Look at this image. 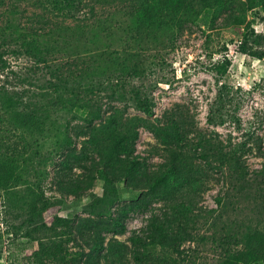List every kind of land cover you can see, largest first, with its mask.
I'll return each mask as SVG.
<instances>
[{
    "label": "rangeland",
    "instance_id": "rangeland-1",
    "mask_svg": "<svg viewBox=\"0 0 264 264\" xmlns=\"http://www.w3.org/2000/svg\"><path fill=\"white\" fill-rule=\"evenodd\" d=\"M229 1L232 6L220 13ZM243 1L99 0L97 9H92L93 0L65 16L36 7L39 0H0V21L11 17L16 23L31 24L33 14L42 13L45 18L80 24L68 32L67 39L56 37L49 45L58 49L56 65L69 76L65 86L82 87L89 104L74 108L82 117L77 121L72 113L50 109L75 143L61 151L62 157L53 146L54 138L45 143L39 173L32 170L33 160L25 156L10 160L0 153V264H92L98 255L102 264H264V177L259 174L264 169V59L241 50L245 35L253 29L264 35V13ZM249 46L253 51L264 49V40ZM226 56L232 65L221 75L220 62ZM6 58L10 77L0 75V85L9 82L8 89L33 96L44 112L59 97L69 98L67 93L44 89L47 80L54 79L45 66L32 67L23 56ZM83 66L87 72L81 74ZM124 66L129 82L118 85L112 99L114 88L105 80ZM135 66L140 75L131 74ZM15 75L24 83H18ZM222 84L228 86L223 89V104L217 102ZM87 87L95 88L94 94L87 96ZM136 89L149 96L153 116L136 108L132 100ZM102 100L104 107L99 110ZM212 109H222L227 121L211 123ZM15 110L19 120L28 118L27 114L32 117L22 108ZM37 115L42 118L43 113ZM85 117L93 119L92 128L88 129ZM46 127L50 134L57 130L52 124ZM122 129L139 132L131 159L141 163L144 176L131 185L116 181L106 192L105 180L97 172L101 163L97 147L113 148L107 139L124 134ZM155 129L165 139L170 137L173 148L184 145V134L192 137L202 132L210 141L207 160L185 159V177L165 181L173 194L164 202L154 201L153 192H140L154 181L168 156V146ZM222 144L238 151L241 171L247 173L234 180L236 185L230 182L228 167H221L215 155ZM75 147L76 152L71 150ZM65 158L66 167L61 169L65 171L58 176L56 162ZM120 163L116 164L119 170ZM36 189L55 202L43 215L34 213ZM98 210L106 215L91 212ZM152 213L164 224L157 233L148 230ZM55 216L73 221V233L59 237L53 230L33 232L42 218L50 224ZM134 237L139 242L137 251L131 241ZM38 238L55 248L57 257L37 254ZM135 253L143 254L140 262Z\"/></svg>",
    "mask_w": 264,
    "mask_h": 264
},
{
    "label": "trees",
    "instance_id": "trees-1",
    "mask_svg": "<svg viewBox=\"0 0 264 264\" xmlns=\"http://www.w3.org/2000/svg\"><path fill=\"white\" fill-rule=\"evenodd\" d=\"M91 1L93 0H46L45 2L39 0V4L36 3L35 6L42 7L52 14H57V12H59L62 15L69 16L80 11L79 9L87 5V2ZM97 1L99 0H94L92 9H97V6L95 5V2ZM133 1L144 3L148 0ZM229 2L230 4H227L226 8L232 6L233 2ZM243 4L250 8L260 7L264 13V0H244ZM226 8H222L220 13L227 12L226 10L229 8ZM33 15L36 16L35 18H38L36 21H39L43 25L42 27L36 24L35 18L32 20L31 24H24L23 22L16 23V21L11 17L7 21H0V75H5L7 78L10 77L8 74H6V72H8L11 67L9 60L6 58L7 56H23L32 62V67L45 66L44 68L48 69L47 72L51 73V75L54 77V79L47 80V85L44 88L45 90L51 91L52 94L54 93L62 95L67 93L70 96L66 100L62 99L63 96L59 97L54 104H50L51 106H46L47 110L44 112L42 110V105L35 101L36 99H34L33 96L18 92V89L16 88H13V90L8 89L9 86L12 85L9 82L0 85V153L2 151L6 153L10 160H18L20 156L27 157V161H30V159L33 160L34 165H32V170L36 173H39V165L42 161L45 143H50L52 138H54L56 141L53 142V146L60 157L64 156V152L61 151H64V149L67 147L69 148V146H73L75 143L74 137L69 132V130L67 128L64 129L63 125L57 121L61 118H58L57 115L53 118L52 114L50 113V109L56 107V109H60V111L57 112H66V114L72 113V119L77 121L82 117L80 116L79 112L75 111L74 108L84 109L85 107H88L89 104L86 103L85 96H82V93H84L81 90L82 87L70 89L65 86V84L69 83V78H67L69 76H67L63 70L64 68L62 69V67L60 68L58 65H56V61L54 59H56V51L58 49H56V46L54 45H49V42L56 37L67 39L66 36L68 32H72L75 28L79 27L78 25L80 24L76 23L73 25L72 23H68L67 18L60 20H54L52 17L45 18L42 13H34ZM205 23L208 24L207 20ZM263 40L264 35L259 34L253 29L250 35H245L244 42L241 44L242 52L259 59H264L263 48L253 51L249 46L261 45ZM66 49L67 48H63V50ZM60 51H62V49ZM231 65L232 60L226 56L224 60L220 62L219 72L221 75L227 74ZM77 66L80 67L82 65L77 64ZM135 67L131 68V74L140 75V69ZM126 69L127 67L124 66L118 71V75H112L105 80V84L110 85V89L114 88L111 98L115 97V91H117L115 88L118 85L126 86L129 82L127 76H125V73H127L125 72ZM86 72L87 68L83 66L81 68V74ZM15 76L16 78L14 77V79L18 80V83H24V81L21 80V76ZM96 84L97 85H94L95 87L103 85L104 82ZM224 88L227 89L228 86L222 84L217 98V102L221 104L224 102ZM94 92L95 88H85V93H87V96L89 93L94 94ZM36 98H38V96ZM132 100L139 111L144 112L148 116L154 115V108L150 98L148 95L143 93V91L140 89L134 90ZM88 101L90 102V100ZM99 105V110H101L104 107V101L102 100ZM18 108H22L25 112H31L32 117L28 116L27 114L26 117L28 118L26 119L19 120L15 118V114L17 113L15 109ZM38 112L43 113L41 116L42 118H39L37 115ZM112 116L114 117V115ZM227 116L228 114L224 113L222 109L218 111L212 109L208 120L211 123H225L228 119ZM73 120H69V123L73 122ZM85 120H87L89 123L88 129L92 128L94 124L93 119H87V117H85ZM48 124H52L57 128L54 134H50V130L47 129L46 126ZM163 131H165V128H163ZM154 132L160 139L163 140V143L168 146V156L165 163L162 165V168L155 172L156 174L153 176L154 181L148 182L149 186H143L144 188L140 192L144 193L145 195H149L151 192H153L156 196V200L154 201L164 202L168 199L170 200L171 198H169V196L173 194V188H169L167 185H165V181L169 179V177H171L173 180H179L180 178L185 177L183 174L184 169L182 167L185 159H190V161H193L194 163L197 162L198 157H202L207 160L208 150L206 149V145H208L210 141L205 140V135L202 132H197V134L192 137L189 136V134L183 133L184 135L181 141H184V145L180 147L177 145V147L173 148L174 144L169 140L170 137L165 139L161 132L156 129ZM123 133L124 134L118 132V136H113L107 139L111 144L113 143V148L106 149L103 147V145L98 143V145H101L97 147V153L101 163L97 167V172L100 173V175L103 176L105 180L106 192H109L111 187L113 188L115 186L116 181H123L126 184L131 185V183H137L136 179L138 177L144 176L141 163L136 162V160L132 161L131 159V156H133L136 149V140L139 136V132L136 129L130 130V134L125 130H123ZM19 149H22L23 151H20ZM186 149H188V151ZM71 150L76 152V147ZM215 155L219 159L220 165H222L221 167H228V173L232 185H236L235 181H240L242 176L247 174L241 171L243 168V164L241 163L243 162L241 157L238 156V151H236L235 148L225 146L223 144L221 146L219 145ZM120 161L121 170H119L120 167L119 169L116 167V164ZM66 162V158L60 159L56 162V164L58 163V176L63 171H65L61 169L66 167ZM259 174L260 176L264 177V169L261 170ZM40 191L37 190L36 192L34 190V193L39 196L35 202L34 213L43 215L49 211L48 209H51L55 205V202L49 199L43 191ZM101 203L102 202L99 204ZM219 203L223 205V203H225L224 199H220ZM91 212L98 216L106 215L105 210ZM150 219L151 220L148 230H151L152 233H157L163 227V221L161 220V217L155 213L151 214ZM74 229L75 224L73 221L65 217L55 216L52 223L50 224L45 218H42L41 225L36 224L33 232L40 233L45 230H53L59 237H62L65 235V233L68 235L73 233ZM33 232H30V235H32ZM38 240L40 250L39 252H36L37 254L44 252L45 254L54 258L57 257L58 252L55 248L52 249L46 245L42 238H38ZM103 241L104 240L101 241V245ZM131 241L135 247V251H137V246L139 243L137 237L132 238ZM98 246L100 247V244H98ZM134 258L136 261L140 262L143 258V254L135 253ZM87 264L89 263L87 262ZM92 264H102L101 257L99 255L96 256Z\"/></svg>",
    "mask_w": 264,
    "mask_h": 264
}]
</instances>
